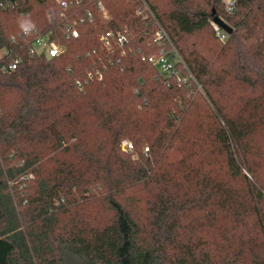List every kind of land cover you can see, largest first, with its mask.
I'll list each match as a JSON object with an SVG mask.
<instances>
[{
  "label": "trees",
  "instance_id": "trees-1",
  "mask_svg": "<svg viewBox=\"0 0 264 264\" xmlns=\"http://www.w3.org/2000/svg\"><path fill=\"white\" fill-rule=\"evenodd\" d=\"M50 1L15 0L13 7L0 8V50L13 46L12 34L27 25L68 46L55 57L22 51L14 70L4 71L0 59V264H264V180L251 145L264 124V105L255 96L231 115L219 95L230 81L264 87V0H237L227 16L222 14L226 0H165L164 5L147 0L214 111L187 98L180 105L173 102L182 90L196 88L193 79L182 86L174 77L165 78L166 85L157 77L149 81L146 69H159L142 60L138 49L145 35L153 39L155 24L136 14L141 0H83L70 4L66 17L60 2ZM89 11L93 20L78 23L79 35L68 37V25ZM216 17L234 26L220 54L212 57L182 46L183 36L211 27ZM125 27L139 32L134 49L122 56L125 69L107 61V71L116 69L114 77L77 86L78 79L106 61L100 34ZM158 48L154 43L150 53ZM232 48L231 59L220 63ZM128 84L139 91H126ZM144 95L147 99L138 108L134 100ZM149 113L163 121L150 120L151 130L144 132ZM193 122L195 135L188 137ZM204 129L205 138L196 136ZM125 138L138 147L149 144L144 161L122 152ZM184 142L220 151L228 178L204 166L210 164L204 151L198 165L183 161V182L175 184L163 152ZM238 178L243 189L231 183ZM151 180L160 189L141 228L118 195ZM95 185L107 189L112 217L94 226L79 217L67 235L54 233L57 213L70 212L80 194L83 198ZM13 188L21 190L22 211ZM199 212L201 216L188 219ZM203 220L218 233L216 247L208 248L199 235Z\"/></svg>",
  "mask_w": 264,
  "mask_h": 264
},
{
  "label": "rangeland",
  "instance_id": "rangeland-1",
  "mask_svg": "<svg viewBox=\"0 0 264 264\" xmlns=\"http://www.w3.org/2000/svg\"><path fill=\"white\" fill-rule=\"evenodd\" d=\"M60 0H56V2L59 3ZM157 2H161L164 5L165 0H155ZM49 3H51L50 0H48ZM48 5L47 3H45ZM149 4V3H148ZM44 4L40 5L38 9H43ZM140 8V7H139ZM139 8L136 11V14L139 16H142L143 18H148L152 19L153 23L155 24V33L157 30V24H156V19L160 22L158 17L156 16V13L152 6L149 5V11L146 12H141ZM107 13V11H105ZM222 14L224 16L227 15H232V12H230L227 8V2H224L223 5V10ZM226 22H228L226 20ZM161 23V22H160ZM162 24V23H161ZM216 23L212 20L211 21V27H207L201 31H198L192 35L188 36H183L181 39L182 46L184 47H192L196 48L199 50L202 54H206L208 56L212 55V57L220 54L221 50L229 44V38H230V33L225 31V37L221 38L218 36L217 29L215 25ZM232 28L234 27L231 23L228 22ZM113 33L115 34L116 38L114 39L113 46L111 48H107V51L104 55L106 58V61H103V66L102 67H95L94 70H91L89 72L94 73L93 79H90L87 83H85V86L90 84L91 82L94 81H102L108 77H114L116 75V72L114 69V72L107 71L108 66H106L107 61L110 64H113L115 61L119 65L122 64V56H127L129 49L133 50L135 47V43H137V35L139 32L134 31L133 29L129 27H125L123 30H115L111 29ZM118 32H121V34L125 35L126 39L123 42H120L118 38ZM104 32L100 34V40H101V45L103 48H105V45L102 42L101 36ZM153 39L150 40L151 38L147 36V39L143 45L142 49H138V53L144 54V53H150L153 50L154 43V36ZM252 44H254V47L257 45L256 40L251 41ZM65 46V51L68 48L66 44H62ZM77 48V47H74ZM149 51V52H148ZM235 52V48H232L231 50L228 51L226 56H223L220 60V63L227 62L229 59H231L232 55ZM181 67V66H180ZM147 68V67H146ZM97 69H100L101 74L97 73ZM125 69V64L121 65V71ZM88 72V73H89ZM146 72L149 76V81L155 79L157 77L158 79L160 78V82H162L163 85H166L168 83L167 80H165L164 76H161L160 73L156 70L153 69H146ZM87 73V74H88ZM87 77V75L85 76ZM80 80V79H78ZM77 80V81H78ZM197 80V79H196ZM83 81V80H82ZM198 82V80H197ZM196 88L194 87L193 89L190 90H182L181 93L176 94L175 96L172 97L173 102L178 103L179 105L183 103V100L185 98L193 100L197 102L199 105H204V106H209L211 109L210 110H215L214 104L209 98L206 90L202 86L200 82H198ZM79 86V85H77ZM84 86V85H83ZM82 86V87H83ZM80 87V86H79ZM85 88V87H84ZM128 89L126 91L130 92H138L139 87L137 85H131L128 84L127 86ZM223 91L220 95V100L225 106V110L229 111V114L235 115L237 114L241 109L244 103L248 100H251V98H254L255 96L259 97L261 100V103L264 105V87H258L256 89L252 88H247L243 84H239L237 81H230L224 85L222 88ZM80 91V90H78ZM81 92V91H80ZM218 93V92H217ZM163 96V95H162ZM160 95V97H162ZM142 99V100H141ZM145 95L143 98H137L134 100V104L137 105L138 108H141L143 106V100H146ZM165 102H169L165 99H162ZM147 120V126L145 128L144 132H148V129L151 130V126L149 124L150 120H155L157 122L163 121V119L158 117L156 114L149 113L146 116ZM223 125H225L224 120L221 121ZM192 123V122H191ZM194 129V122L191 125V127L186 130V136L190 137L194 136L195 133H193ZM195 130V129H194ZM196 136H200L201 138L204 137L206 130L200 132L197 131ZM103 135V133H102ZM97 136H100L98 134ZM205 138V137H204ZM251 145H252V150L257 151V154L254 153L253 158L254 161H257L259 164V172L261 174L262 179L264 180V124L259 126L256 131L254 132L252 139H251ZM181 145H176L163 153H165V162L167 163L165 166V169L168 171L170 176L173 178L175 184H181L183 182V173H182V167H183V161L187 159V163L191 161V166L198 165V158H201L200 154L202 152L206 151L209 154V159L210 164H204L205 167L209 165L210 168H213L216 170V174H218V177L220 178H228V172H227V165L224 161L222 162V156L220 155V151H216L214 149H211L210 146L208 147L207 150H203V146H198L195 145L194 147L190 146L191 143H180ZM149 144L146 143L145 145L142 146H136L134 144V141L131 140L130 138H125L122 140V152L125 153V155L129 156L133 161L135 162H142L144 161V157H147L149 155V149L148 146ZM193 151V155L188 156L187 154H190V152ZM218 160H221V163L219 164ZM206 162V161H205ZM243 171L249 175L250 180H253L252 176L248 173L246 168H243ZM243 180L241 178L232 180L231 183L238 189H243ZM34 185V181L31 182L30 188L32 190V187ZM25 188V185H22ZM185 188V187H184ZM183 188V189H184ZM160 189L159 184L157 183L156 180H151L148 181L145 184L132 187V188H127L123 193L118 195V199L121 200L126 207L131 211L132 215L137 219L141 225V228H143L149 221L150 217V207H151V202L154 200L155 195L157 194L158 190ZM182 189V192L184 190ZM12 190V192H11ZM20 188L16 189H10V192L13 193L14 201L16 205L18 206V209L20 211L23 210L24 205L20 202ZM187 190V189H186ZM190 191V190H188ZM190 193V192H189ZM80 194V192H79ZM106 195H107V189L102 187L101 185H95L92 188V191H87L85 193V196L82 198V193L80 194V198L78 199V202L76 205L71 209L70 212L65 213L63 211H59L58 214V222L57 225L55 226V232L56 234H64L67 235V231L71 229L73 224H76V221H78L79 217L81 220H88L89 226H94V225H99L102 222L108 221L109 218L112 217L113 211L109 207V204L106 200ZM201 216L200 212L195 213V214H189L188 219H192L195 217ZM187 219V217H186ZM199 235L203 236L205 238L204 240H207L209 244L206 246L208 248L210 247H216L217 245V239H218V233L215 231V229H211L207 226V221L203 220L201 222L200 228H199ZM216 240H215V238ZM215 240V243L213 241ZM215 245V246H214Z\"/></svg>",
  "mask_w": 264,
  "mask_h": 264
},
{
  "label": "built area",
  "instance_id": "built-area-1",
  "mask_svg": "<svg viewBox=\"0 0 264 264\" xmlns=\"http://www.w3.org/2000/svg\"><path fill=\"white\" fill-rule=\"evenodd\" d=\"M83 0H60L62 7L61 15L67 16V11L70 4H80ZM227 8L230 12H233L236 7L237 0H226ZM15 0H0V8L13 7ZM139 10L143 13L149 11V4L147 0H141ZM94 18L92 11L87 12L79 20H75L68 25V37H77L79 30L77 24L80 22L91 21ZM157 30L154 36V41L159 46L158 50L154 53H144L141 55L142 60L150 62L156 65L161 75L165 78H176L179 86L189 83L190 79H193L198 84L194 74L191 72L188 64L184 60L180 51L174 44L167 29L156 19ZM216 25V24H215ZM218 36L225 37L224 30L217 25L216 26ZM118 40L123 42L125 35L118 32ZM116 38L113 31L109 30L102 34L101 39L105 47L108 49L113 46L114 39ZM11 43L13 46L5 47L0 50V59H2V69L4 71L14 70L18 68L22 61V51H27L30 55L45 53L49 57L60 56L65 52V46L52 40L47 33H43L36 25H27L22 29L12 34ZM181 66V67H180ZM100 69H97V73L101 74ZM185 70L188 76L183 73ZM94 73L89 72L87 77L78 80L77 83L82 87L90 79H93ZM201 86V85H200Z\"/></svg>",
  "mask_w": 264,
  "mask_h": 264
},
{
  "label": "water",
  "instance_id": "water-1",
  "mask_svg": "<svg viewBox=\"0 0 264 264\" xmlns=\"http://www.w3.org/2000/svg\"><path fill=\"white\" fill-rule=\"evenodd\" d=\"M214 22L228 33L233 31V28L220 17H216Z\"/></svg>",
  "mask_w": 264,
  "mask_h": 264
}]
</instances>
